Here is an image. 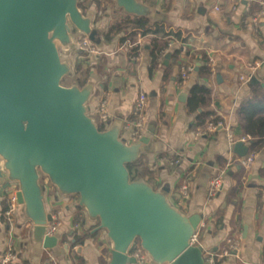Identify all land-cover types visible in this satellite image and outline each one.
<instances>
[{"label":"crops","instance_id":"1","mask_svg":"<svg viewBox=\"0 0 264 264\" xmlns=\"http://www.w3.org/2000/svg\"><path fill=\"white\" fill-rule=\"evenodd\" d=\"M155 1L167 16L166 29L178 36L164 37L172 40L168 52L181 50L179 61L171 67L164 61L162 65L153 63L152 34L136 29L132 44L121 42L124 33L109 42L104 39L111 22L124 16L114 3L98 1L93 8L85 7L87 12L94 10V27L101 30L104 40L99 53L87 60L90 79L96 80L97 88L91 100L92 112L102 120L101 105L105 102L107 120L123 118V134L131 141L137 118L135 103L146 94V133L154 124L158 151L146 155L143 163L154 172L155 185L168 187L173 202L187 214H204L198 242L206 245L205 253L216 252L219 264H264V147L258 152L251 149L252 141L245 135L239 113L241 103L251 98L255 87L260 85L264 91V16L258 17L264 0ZM136 44L139 48L134 50ZM204 52L210 63L203 59ZM183 68L187 78L182 81ZM253 75L259 77V84L250 82ZM197 84L211 89L208 109L215 115L210 120L218 117L223 123L206 135H198L193 129L195 114L187 106L190 91ZM183 93L187 94L186 101ZM240 141L250 147L249 153L256 154L249 168L241 163L244 157L234 152V145ZM221 173L222 188L210 197L211 181ZM47 195L50 211L61 219L56 233L60 241L37 264H109L106 232L93 231L95 226L79 208L77 198L58 197L48 189ZM20 211L19 205L8 233L16 239L18 264H33L31 223L21 220ZM77 223L80 231L75 235ZM5 228L0 229V255L9 240ZM75 236L82 244L73 243ZM226 241L230 248L237 243L238 249L221 257L223 252L219 251ZM66 245H70L69 251ZM79 247L82 252L74 256Z\"/></svg>","mask_w":264,"mask_h":264},{"label":"water","instance_id":"2","mask_svg":"<svg viewBox=\"0 0 264 264\" xmlns=\"http://www.w3.org/2000/svg\"><path fill=\"white\" fill-rule=\"evenodd\" d=\"M113 3L126 16L167 21L155 0ZM94 17L81 0H0V198L17 186L21 220L31 223L33 264L60 241L50 234L53 214L44 180L58 197L77 198L94 232H106L109 264H138L132 255L137 242L151 264H211L206 245L195 243L204 214H187L168 187L156 189L131 176L129 164L158 151L155 125L137 142L124 136L121 117L102 130L91 109L96 80L64 85L73 75L70 54L77 36L98 48L104 44ZM172 55L166 54L164 65ZM250 82L257 85L260 79L253 75ZM182 98L186 101L187 94ZM249 150L242 141L234 145L240 157ZM81 252L79 247L73 255Z\"/></svg>","mask_w":264,"mask_h":264},{"label":"trees","instance_id":"3","mask_svg":"<svg viewBox=\"0 0 264 264\" xmlns=\"http://www.w3.org/2000/svg\"><path fill=\"white\" fill-rule=\"evenodd\" d=\"M112 3H113V0H111L110 4ZM124 16L123 18H119L118 21L115 20L113 23L111 22L109 30L104 35V39L107 42H109L113 37L119 35L120 33H124V36L122 37L121 42L132 44L133 42L136 41V35H137V31H135L136 29L140 30L142 34L144 35L152 34L154 36V39L152 40L153 48H152L151 54L153 56V63L158 65L159 63L157 62V60L160 56V53L166 49L168 50L170 46V42L172 41L171 39L164 38V37L167 35L169 36L171 34L175 37H178L177 34L168 31L164 23L153 24L150 20L146 18L131 17V16H126V15ZM78 36H84V35L79 34ZM78 36H77V39H78ZM138 48L139 47L136 44L134 50ZM170 52H172L173 55H172V58H171V61L168 67H171L173 64L179 61L178 55L180 54L181 50L180 48L175 49V50L171 49ZM202 54H203L202 55L203 59L209 62L210 60L209 56L205 52ZM194 56L195 54L192 56L193 59H194ZM90 57L91 56H87L85 55V53H82L78 49L77 45H76V49L70 54V59L73 61V65H74L72 76H75V73L77 74L80 72L82 73L83 72L82 66L84 64L88 66V69L85 71V73L84 74L82 73L84 75L83 83H81L82 74H79L80 76L77 78L76 82H78L81 85H85L89 81L90 76H91L90 65L87 64V60ZM210 99H211V89L210 88H208L205 85H198V84L192 87L190 91V95L188 97L187 106H188L189 111L195 114V122L193 124V129L195 131L205 128L206 124H208V122L210 121H213L215 124H217L220 121L218 117H215L214 119L210 120V118H212L215 115L213 111L208 109ZM239 113L241 116L242 126L244 129L245 135L249 136L250 140L252 141L251 149L256 152L260 151L262 147H264V91L260 85L255 87V91L253 92L251 98L241 103ZM92 115L96 118L93 112H92ZM97 120L102 130L105 129L109 123L108 120H100L98 118ZM144 157L146 156H143L138 162L128 165V168L131 172V176L133 179L145 178L147 181L151 182L155 186L156 189H159V187L156 186L154 183V180H155L154 172L149 167L145 166L143 163ZM4 196H8V192H5L3 197L0 198L1 212H4L9 207L6 201V198H4ZM0 222H1L0 223L1 226L7 227V229L6 228L5 229L7 230V233H8L9 226L11 224H9L8 221L3 218ZM231 237L232 236H230L229 238ZM75 239L76 241L74 244H82L81 239H79L76 236H75ZM197 244H200V242H197ZM137 248H141L139 242L135 244L132 250V255H135ZM224 248L229 250L230 243H227L226 241V246ZM224 248L220 249L219 252L221 253L224 252L225 251ZM78 264H82V262H79Z\"/></svg>","mask_w":264,"mask_h":264},{"label":"built area","instance_id":"4","mask_svg":"<svg viewBox=\"0 0 264 264\" xmlns=\"http://www.w3.org/2000/svg\"><path fill=\"white\" fill-rule=\"evenodd\" d=\"M216 9L219 10V7H216ZM260 16H264V10H262L258 14V17ZM254 22L256 23L258 22L257 17L254 19ZM77 47L82 53H85V55L87 56L92 57L99 53V49L97 48V46L94 43H92L89 40V38L86 36H78ZM167 53H168L167 49L160 53V56L157 60L159 64L163 63ZM186 78H187V69L183 68V72L181 74V80L183 81ZM135 113H136L137 119L134 123V134L130 142H137L147 132L148 115H147V95L146 94H141L137 98L136 103H135ZM101 117H102V120H107L109 117L106 111L105 102L104 104L101 105ZM221 125H223L221 121H219L217 124H215L213 121H210L208 122V124H206L205 128L198 130V135H206L210 131H214L215 129H217L218 126H221ZM242 140L245 142L249 141L247 138H243ZM163 159L167 160L166 157H164ZM255 159H256V154L251 152L244 158H241V163L246 168H249L253 165V163L255 162ZM173 163H178V162H173ZM222 179H223V174L221 173L211 181L210 188H209L210 197H214L218 194L219 190L222 188V182H223ZM184 187H185V190L187 191L188 185L185 184ZM6 192H8V196H4V198H6V201L9 207L4 212H0V221L3 218L7 220L9 224H11L14 214L19 206L17 203V195H16L17 186L12 185L10 188L6 190ZM60 226H61L60 216L59 214H54L53 222L50 224V234H56ZM79 231H80V224L77 223L74 234L76 233L75 235H77ZM197 242H198V236L195 238V243ZM237 249H238V244L232 243L231 248L229 250L225 249L221 257L229 256L230 254H233L235 251H237ZM134 256L137 258L138 264H148L149 262L147 254L143 252L142 248H137ZM19 258H20L19 252L16 247V239L11 235L3 253L0 255V264H18ZM205 259L207 262L211 264H218V256L216 252H206Z\"/></svg>","mask_w":264,"mask_h":264},{"label":"rangeland","instance_id":"5","mask_svg":"<svg viewBox=\"0 0 264 264\" xmlns=\"http://www.w3.org/2000/svg\"><path fill=\"white\" fill-rule=\"evenodd\" d=\"M102 2V3H110L111 2V0H81V5H82V7L85 9V7H86V9H90V8H93V3L94 2ZM85 9V10H86ZM87 11V10H86ZM109 11V10H108ZM105 15V14H104ZM74 60V59H73ZM88 69V66L87 65H83L82 66V70H83V74L85 73V71ZM81 72L80 73H75V76H72V77H68V78H66L65 80H64V85H66V86H70L71 84H73L74 82H76L77 81V78L80 76L79 74H82ZM81 75V77H82V80H81V83H83V81H84V75ZM44 182H45V180H44ZM45 184H46V186H47V189H48V192H49V194H52V192H54V189L53 188H51L50 186H49V183L46 181L45 182ZM8 238H10L9 237V233H7V239Z\"/></svg>","mask_w":264,"mask_h":264}]
</instances>
